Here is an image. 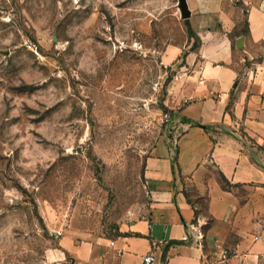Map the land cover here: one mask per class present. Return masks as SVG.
<instances>
[{
    "label": "rangeland",
    "instance_id": "374dc122",
    "mask_svg": "<svg viewBox=\"0 0 264 264\" xmlns=\"http://www.w3.org/2000/svg\"><path fill=\"white\" fill-rule=\"evenodd\" d=\"M192 33L178 0H0V264H78L52 252L147 212L161 55Z\"/></svg>",
    "mask_w": 264,
    "mask_h": 264
},
{
    "label": "crops",
    "instance_id": "0c3cea01",
    "mask_svg": "<svg viewBox=\"0 0 264 264\" xmlns=\"http://www.w3.org/2000/svg\"><path fill=\"white\" fill-rule=\"evenodd\" d=\"M188 2L193 33L161 55L176 125L146 159L147 212L127 233L52 255L140 264L154 248L155 264H213L226 251L264 264V0Z\"/></svg>",
    "mask_w": 264,
    "mask_h": 264
},
{
    "label": "built area",
    "instance_id": "2783aa9c",
    "mask_svg": "<svg viewBox=\"0 0 264 264\" xmlns=\"http://www.w3.org/2000/svg\"><path fill=\"white\" fill-rule=\"evenodd\" d=\"M30 48L32 50H38V47L35 44H31ZM262 61L264 63V54ZM165 119L167 122H169L172 125V127H175L176 123L173 120L172 115L166 113ZM261 232H264V220L261 224ZM259 238H260V234L255 235L256 240ZM202 239H203V233L201 230H199L194 241L200 243ZM236 257H238L237 254H231L229 252L224 251L220 254L219 258L213 264H235L234 259ZM156 258H157L156 249L152 248L147 254L143 256L140 264H155ZM236 264H257V262L250 260L246 255H242L239 257V261Z\"/></svg>",
    "mask_w": 264,
    "mask_h": 264
},
{
    "label": "water",
    "instance_id": "95a60500",
    "mask_svg": "<svg viewBox=\"0 0 264 264\" xmlns=\"http://www.w3.org/2000/svg\"><path fill=\"white\" fill-rule=\"evenodd\" d=\"M178 7H179V10H180V14H181V17L183 19H189L192 15V11H191V8L189 6V2L188 0H178ZM242 38H239V40L237 41V45L239 47H241V42H242Z\"/></svg>",
    "mask_w": 264,
    "mask_h": 264
},
{
    "label": "trees",
    "instance_id": "16d2710c",
    "mask_svg": "<svg viewBox=\"0 0 264 264\" xmlns=\"http://www.w3.org/2000/svg\"><path fill=\"white\" fill-rule=\"evenodd\" d=\"M186 21H188V20H186ZM187 24H188V22H187ZM191 32H192V30H191Z\"/></svg>",
    "mask_w": 264,
    "mask_h": 264
}]
</instances>
